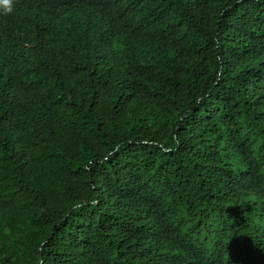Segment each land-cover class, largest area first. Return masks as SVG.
Returning a JSON list of instances; mask_svg holds the SVG:
<instances>
[{"label": "trees", "instance_id": "trees-1", "mask_svg": "<svg viewBox=\"0 0 264 264\" xmlns=\"http://www.w3.org/2000/svg\"><path fill=\"white\" fill-rule=\"evenodd\" d=\"M0 0V264H264V0Z\"/></svg>", "mask_w": 264, "mask_h": 264}, {"label": "clouds", "instance_id": "clouds-1", "mask_svg": "<svg viewBox=\"0 0 264 264\" xmlns=\"http://www.w3.org/2000/svg\"><path fill=\"white\" fill-rule=\"evenodd\" d=\"M3 5L7 12H11V0H3Z\"/></svg>", "mask_w": 264, "mask_h": 264}]
</instances>
